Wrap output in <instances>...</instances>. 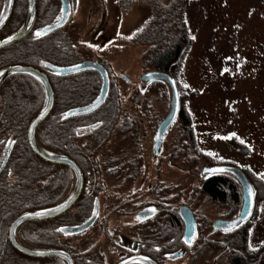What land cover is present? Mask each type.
Here are the masks:
<instances>
[{
    "label": "trees",
    "instance_id": "16d2710c",
    "mask_svg": "<svg viewBox=\"0 0 264 264\" xmlns=\"http://www.w3.org/2000/svg\"><path fill=\"white\" fill-rule=\"evenodd\" d=\"M2 5L3 0H0V9ZM152 6L154 8L152 18L135 35L134 44L148 47L143 56L147 70L169 73L177 78L185 54L192 44L185 19V2L176 0L166 6L155 4ZM26 8L27 0H15L14 14L8 31L13 32L20 27L24 21ZM75 46L72 34L63 30L48 38L35 35L1 51L0 66L26 64L47 73L56 94V101L52 113L36 131L37 141L45 149L74 157L79 165L84 166L95 163L87 159V154L85 155L87 149L101 147L114 134L139 132L140 124L128 111L125 112L121 103L122 91L112 89L105 104L96 113L88 117L63 119L67 111L93 102L99 94L97 89L99 77L95 73L65 78L53 73L56 66L75 65L77 59L81 57ZM44 101L42 85L27 75L13 76L0 87V166L9 147L14 145L8 164L0 174V264H64L57 258L36 259L25 256L16 251L7 239L8 228L17 217L26 212L55 207L68 197L71 190L72 180L68 169L65 166L58 169L54 164L42 160L29 145V125L43 108ZM138 104L141 106L138 108L139 114L144 115L143 100L132 103L133 106ZM145 113L149 115L150 110ZM91 122H95V125ZM177 124H179L178 149L187 148V141H193L195 138L191 115L182 107ZM84 127L91 132L99 131L91 137L87 145L82 146L80 141L86 140L77 134L83 133L80 129ZM77 150L84 152L78 155L81 161L77 158ZM208 161L217 163L211 158ZM245 172L253 183L257 196H260V193L264 192V181L257 179L247 169ZM202 192L213 202L222 205L232 203L238 207L241 204L240 184L231 176L222 174L212 176L205 182ZM87 198L83 196L76 204V207L79 206L80 217L88 212L90 201ZM67 215L57 220L25 223L19 230L20 241L30 247H62L61 237L54 232V226L59 222L67 224L70 221ZM172 221H178V218L173 216ZM66 227L63 226L60 233L70 236ZM248 238L249 235L245 231L238 234L236 245L241 253L229 256L228 264L253 262L258 252L251 250ZM77 264L86 263L80 258Z\"/></svg>",
    "mask_w": 264,
    "mask_h": 264
},
{
    "label": "rangeland",
    "instance_id": "374dc122",
    "mask_svg": "<svg viewBox=\"0 0 264 264\" xmlns=\"http://www.w3.org/2000/svg\"><path fill=\"white\" fill-rule=\"evenodd\" d=\"M94 1L91 0L93 10L97 8ZM172 1L176 0H124L122 9L127 11L118 26V38L107 39L101 48L108 53L114 71L122 72L130 79L127 83L117 77L123 94L128 96L134 85H146L141 79L144 73L150 72L143 62L148 47L136 46L135 35L151 20L152 4L166 6ZM183 1L192 44L175 78L181 107L190 113L193 124L195 140L187 141L186 154H192L191 159H194L193 154L199 156L195 150L204 154V160L199 156V168L194 165L192 169L200 175L201 168L206 166L205 157H211L244 171L247 169L264 181V0ZM113 5L116 6L115 0H104L105 9L112 11L111 17L116 19L121 8L114 10ZM79 6L72 27L79 26L77 36L81 35L79 42L86 43V51L97 50L98 47L89 41L93 40L91 37L100 23L89 19L92 9H88V0H80ZM98 8L103 11L101 6ZM113 19L109 27L111 35L116 32L118 23ZM171 99L170 87L166 83H156L149 96L152 125L158 126L169 114ZM125 100V112L136 114L135 108L132 109ZM178 126L174 124L162 152L178 146ZM146 128L149 139L143 144L145 164L149 165L148 170L156 172L158 161L152 158L153 138ZM111 146L115 144L110 143ZM161 164L160 173L167 177L173 194L179 195L180 192L177 201L172 200V208L178 210L188 206L197 214L215 220L226 218L228 212L229 215L234 211L239 214L241 204L238 209L231 210L218 207L203 194L198 196L201 182L195 177L167 166L166 162ZM247 228L248 244L252 251L258 252L250 264H264V192L257 196L256 211Z\"/></svg>",
    "mask_w": 264,
    "mask_h": 264
},
{
    "label": "flooded vegetation",
    "instance_id": "af4514ba",
    "mask_svg": "<svg viewBox=\"0 0 264 264\" xmlns=\"http://www.w3.org/2000/svg\"><path fill=\"white\" fill-rule=\"evenodd\" d=\"M68 1L70 3L71 13L67 24L63 28L56 30L55 32L49 35H39L38 37L48 38L62 30L64 32L71 33L76 43L75 49L77 50V52H79L81 57L77 59L79 62L77 61L75 65L61 68H72L84 62H93L101 65L107 71L109 76V92L111 91V89L122 91L121 103L124 106L123 101L126 99L125 102L129 103L132 106V109L135 108L136 114L131 116L139 122L140 127L139 132H135L133 134H114L109 137L101 147L87 149V153L85 151V155L87 154V159L89 161H95V163H88L84 164V166H81L75 160L76 158L68 155L66 156L77 165L83 176V190L76 204L81 198H83V196L85 198L88 197L90 201L89 209L88 212L85 213V215L80 217V214L78 212L79 206L76 207L75 204L67 212L54 219H51L57 220L66 214H68L67 216L68 218H70V221H68L67 224L66 222H59L56 223L54 226V232L58 233L61 237L60 239L62 242V247H40V249L63 250L73 258L74 264H77V260H79L80 258L84 260L86 264H121L131 258L138 259L129 264H228L227 258H229V256H232L235 253H241V251L236 245V242H238L237 237L238 234L242 233L243 231L247 232L249 235V228H247V226L250 224L252 219L247 223L239 224L236 229L232 232H222L220 230H216L215 227L216 223L219 221L233 222L240 217L243 204L242 192L241 209H239V214L234 211L231 212L232 215H229L228 212V216L224 219H220L219 217L218 219L216 218V220L209 219L205 215L197 214L195 211H193V209L188 206H182L180 209L176 210L175 208H172V200L177 201L178 197H180V192L179 195L173 194L171 188L172 186L170 184H167V177L165 175L163 177V175L160 173V169H162L161 163L166 162L167 166L177 169L181 172L187 173L192 177H195L199 182H201L200 190L198 193L199 196L200 194H203L202 188L207 180H209L212 176L221 175L207 174L206 176H203V170L205 168L233 165L231 163H223L222 161H219V159H214V161H217V163L215 164L209 163L208 159H210L211 157H205L206 162L204 164L206 166H203L201 168L202 170L199 175L197 174L196 170L192 169V167L196 165V168H199V156L202 159L204 156L201 150H195V152H197L196 154H198L199 156L196 157V155L193 154L194 159L190 158L192 154L187 156L188 152L186 154V148L178 149L179 144L178 146L168 150L167 152H165V150L164 152H162L167 137L174 125L164 138L162 146L159 150V154L157 155L155 150L156 134L160 124L165 118L159 123L158 126H156L155 123L154 125H152L153 114L150 115L149 113V115H146L145 113V111L151 110L149 96L152 94L153 87L156 83L150 84L141 79L146 85H134L132 90L129 89L130 93H128V96L127 94H123L122 87L117 84V77L122 78L127 83H130V79L122 72L118 73L114 71L112 65L108 61V53L106 54L101 50L102 46H104L107 39H111L114 36H116L115 39L118 38V26L122 21L123 15L126 12V10L122 9L124 0H115L116 6L113 5L114 10H116V8H121L119 9L117 16L115 15L116 19H113L111 17L112 11L109 12L107 9H105L104 0H95V7L97 8L94 10V3L91 6V0H88V9H92L91 13L88 14L89 19L91 20L93 18L96 23H100L95 30L93 28L94 34L91 37L93 40L89 41L94 47H98L97 50L94 49L95 51H91L90 48V50H85L88 49L85 45L86 43L79 42L81 35L77 36L79 32V26L72 27L76 12H78L80 8V0ZM3 6L4 0L2 8L0 9V17L3 11ZM14 6L8 23L3 27L2 30H0V40L19 30L25 22L27 8L26 14L24 16V21L21 22L20 27L13 32L7 30L14 14ZM98 6H101V9H103V11L99 10ZM63 15V0H37V17L32 31L23 40L13 45L22 43L30 37H34L35 35H37V30L39 29L60 22ZM49 16L51 17L48 19ZM112 19L114 22L117 20L118 23L116 25V32L111 35L109 27L111 28L112 26ZM82 45H84V47ZM11 46L1 49L0 52L4 51L5 49H8ZM9 65L0 66V70ZM53 73L55 74L54 70ZM84 73H95L99 77L97 81H101V84H99L98 81L97 85V89H99V94L96 98L97 100L101 94V90L103 87V78L99 72L94 70L85 71L70 76H64V78L76 77ZM147 73H144V75ZM11 77H9L8 79H10ZM58 77L63 78V76ZM8 79L5 80V82L8 81ZM2 85L0 87H2ZM125 96L127 97L125 98ZM96 100L89 104H84L82 106L75 107L72 109L89 106ZM141 100H143L142 108L144 109V115L139 114L138 108L141 107L140 104H138L137 106L132 105V103H136ZM144 101L146 103H144ZM90 115L72 117L70 119L88 117ZM64 117V120H70L65 119ZM177 121L175 123H177ZM91 123L95 125V122ZM146 126L150 130V133L153 138L152 158L158 161V165L156 166L157 171L154 172L153 170V173L148 170L149 165L145 164L143 144L149 139V134L145 132V130L147 129ZM100 127L101 126H99V129ZM144 128L146 129L144 130ZM98 131L99 130L91 132V130L87 127L80 129V132L83 133H78L77 136H82L84 137V140H86V142L80 141L81 145H87V142L89 143L91 137L98 133ZM110 143L111 145L115 144V146L110 147ZM13 148L14 145L12 144L8 149V152L10 151V149H12L10 157L12 155ZM192 151L194 152V150ZM8 152L6 154V157L8 155ZM55 154L65 156V154ZM76 154L78 160H80L78 155H82L84 154V152H82L81 150H77ZM5 159L2 165L0 166V170L5 162ZM7 164L5 165V167L7 166ZM54 165L55 167H58V169L59 167L65 166L61 164ZM65 167L68 169L72 180L70 186L71 190L69 192L70 194L75 183L74 174L70 168H68L67 166ZM4 168L2 169L0 174L3 172ZM242 171L246 174L244 170ZM222 175L231 176L235 178L229 173H222ZM69 194L67 196H69ZM203 195L207 197L210 202H212L218 207H226L230 208V210L237 208V206L232 203L222 205L213 202L207 195ZM183 208L189 209L194 218L196 224V235L194 236V238L193 236L186 237L187 224L181 213V210ZM173 216H176L178 218V221H172ZM92 220L94 221L88 227V229L76 235L72 234V229L80 227L81 225H84L87 222H91ZM62 225L65 227L67 226L66 230H68L70 236H65L64 234L60 233L61 228L63 227ZM7 239L10 245L12 246L8 238V231ZM63 263L65 264L64 261Z\"/></svg>",
    "mask_w": 264,
    "mask_h": 264
},
{
    "label": "water",
    "instance_id": "95a60500",
    "mask_svg": "<svg viewBox=\"0 0 264 264\" xmlns=\"http://www.w3.org/2000/svg\"><path fill=\"white\" fill-rule=\"evenodd\" d=\"M64 5V15L60 22L55 23L53 25H49L42 29L37 30V33H41V35H49L56 30L63 28L70 17L71 8L68 0H63ZM14 6V0H4L3 11L0 17V30L8 23L12 10ZM37 17V0H28L27 7V15L23 26L14 32L13 34L7 36L0 40V50L4 49L8 46H11L21 40H23L33 29L35 21ZM53 70L57 76H70L74 74H78L85 71H97L102 75L103 78V87L101 90V94L98 99L89 106L72 109L66 112L65 119H70L72 117L78 116H86L90 115L97 110H99L105 103L110 88V80L107 71L99 64L93 62H84L78 66L72 68H61L54 67ZM14 75H27L36 79L43 87L45 94V101L43 108L39 112V114L31 121L28 128V141L32 151L42 160L52 163V164H61L70 168L74 174V187L69 194V196L61 202L59 205L38 211L26 212L17 217L10 225L8 229V238L16 251L23 255H27L33 258H59L65 262V264H74L73 258L65 251L59 249H40L33 248L23 244L19 239V230L20 228L28 222H40L45 220L54 219L63 213L70 210L78 201L82 190H83V176L77 165L68 157L57 155L43 146H41L36 138V131L38 127L49 117L52 113L54 105H55V92L51 81L47 74L40 70L39 68L25 65V64H13L6 66L0 70V86L7 80L9 77ZM145 82L150 84L157 82H165L171 89L172 99L170 103V112L167 117L160 124L155 140V150L157 155L159 154V150L162 146L163 140L166 137L169 130L173 127L175 122L177 121L180 112H181V95L178 87L177 80L175 76L160 72V71H152L145 74L142 78ZM11 150L8 152V155L5 159V162L0 170L5 167L7 161L10 157ZM211 169H220L223 171H208ZM229 173L233 175L241 187L242 192V209L240 217L233 222H224L219 221L216 223V230H220L222 232H232L236 229V227L241 223L249 222L256 211L257 205V194L256 190L251 183L250 179L247 175L239 168L235 166H217L212 168H205L203 170V176L207 174H222ZM249 189H251L252 195H249ZM183 218L187 224V233L186 237H191L196 235V224L192 213L189 209L183 208L181 210ZM87 222L80 227H76L72 229V234H79L88 229V227L93 223ZM138 258H131L124 261L121 264H129L137 260ZM154 264V263H153Z\"/></svg>",
    "mask_w": 264,
    "mask_h": 264
},
{
    "label": "snow or ice",
    "instance_id": "6c2138e0",
    "mask_svg": "<svg viewBox=\"0 0 264 264\" xmlns=\"http://www.w3.org/2000/svg\"><path fill=\"white\" fill-rule=\"evenodd\" d=\"M39 35H41V33H37V36H39ZM186 87H187V85H186ZM208 171H223V170H220V169H211V170H208ZM262 178H264V177H262ZM249 195L250 196L252 195L251 189H249ZM186 243H187V241H186Z\"/></svg>",
    "mask_w": 264,
    "mask_h": 264
}]
</instances>
